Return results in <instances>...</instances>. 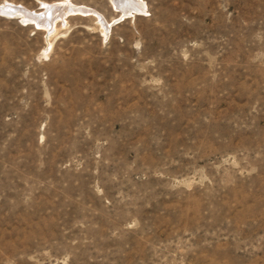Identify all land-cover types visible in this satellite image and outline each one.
Here are the masks:
<instances>
[{"label": "rangeland", "instance_id": "obj_1", "mask_svg": "<svg viewBox=\"0 0 264 264\" xmlns=\"http://www.w3.org/2000/svg\"><path fill=\"white\" fill-rule=\"evenodd\" d=\"M68 1L0 14V264H264V0Z\"/></svg>", "mask_w": 264, "mask_h": 264}, {"label": "bare ground", "instance_id": "obj_2", "mask_svg": "<svg viewBox=\"0 0 264 264\" xmlns=\"http://www.w3.org/2000/svg\"><path fill=\"white\" fill-rule=\"evenodd\" d=\"M121 3L120 8H122V13L124 15L130 14L132 11L143 13L145 10V4L142 0H113V2ZM115 3V4H116ZM44 11L41 13H31L26 12L14 7L10 4H4L0 6V14L2 15H18L25 19L26 22H34L36 26L40 29L43 28L46 30L49 35H52L57 30V22H66V17L71 15H91L93 11L86 9L84 7L74 6L69 3L68 0L63 1L59 4H44ZM119 8V7H118ZM97 15V19L100 21V24L107 30V25L102 17L94 12ZM132 14V13H131ZM106 32V31H105Z\"/></svg>", "mask_w": 264, "mask_h": 264}]
</instances>
